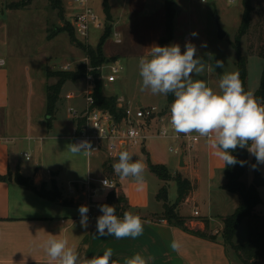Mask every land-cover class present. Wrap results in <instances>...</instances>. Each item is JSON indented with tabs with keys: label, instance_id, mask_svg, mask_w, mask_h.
<instances>
[{
	"label": "rangeland",
	"instance_id": "1",
	"mask_svg": "<svg viewBox=\"0 0 264 264\" xmlns=\"http://www.w3.org/2000/svg\"><path fill=\"white\" fill-rule=\"evenodd\" d=\"M21 1L24 0H0V28H3V39H5L6 44L4 51V46H2L0 40V54H3L6 58L4 69H8L11 81V105L8 120L10 125L17 130V134L27 136L25 130L30 116V109L36 110L37 108H41L42 110V103L46 99L48 84L58 81V78L55 77L48 80L47 70L85 73L84 77L77 80H69L66 82L67 84L65 83L66 85L62 89L64 95L74 90L73 88H77L76 82L82 84L83 80L88 78L89 75L92 76L95 82L96 78L92 74L94 68L91 64V59L71 41L69 36L70 31L65 30H70L68 23L73 16L71 9L64 5V11L60 13V10L53 8L50 0H26L29 1V4L25 8H14V3ZM64 1L66 2L67 0ZM88 1L98 14L102 25L100 28H91L90 36L87 40L80 39L77 35L75 37L83 44L95 48L108 25L105 11L106 0ZM72 3L74 5V0H72ZM108 4L115 20L114 23L110 22L112 26L115 28L119 26L118 29H120L121 25L118 23L124 24L127 23L124 21H130L129 15L121 13L125 8L124 0H108ZM156 4L161 5L162 2L160 0L151 1L147 10L151 11ZM253 5H256V9L252 15L251 28L249 33L243 37L241 47L242 54L247 58V89L255 95L260 87L264 69V59L257 54L264 45V0H254ZM174 7L177 9L176 16L179 15L175 17L174 34L170 44L177 43L181 46V50L184 51L185 43L188 42L186 35L189 34V41L196 46L197 56L203 59L205 65L204 72L200 75H194L193 79L204 80L210 87L218 91V83L224 73L236 72L239 74L235 63L236 52L232 46V41L235 40L243 18L244 7L242 0H235L234 2H229V0H207V2H201L199 0H176ZM142 15H147V11H144ZM140 19V17H137V21L132 23L131 27L125 28V37L122 43H116L114 41V29L111 36L105 42V55L111 63L120 67L117 81L112 82L110 84L111 86L107 85L105 91L106 93L126 97L134 108L139 107V102H142V106H154L160 112L167 103V96L152 95L149 90L143 92L140 90L142 80L138 74V61L142 56L148 55L151 51L150 47L154 46L152 31L149 30L150 27H146L147 25L141 22ZM152 24L157 26L159 24L158 18H155ZM219 26L226 31V35L222 39L218 37ZM63 28L64 30L62 31ZM55 32L58 34L49 38V35ZM192 32H196L197 36L193 37L191 35ZM205 43L207 46L202 47V44ZM216 60H222L224 67L217 68L215 66ZM101 68L103 69H100V71L102 70L100 80L104 84L103 80L105 79V75L110 72V69L107 65H102ZM80 88L82 89L81 85ZM61 101L62 99H60V103L58 104L59 109L57 110L56 120H53V124L58 132H71L72 134L73 123L70 119L68 107L75 105L76 101L64 100V103H61ZM39 112L35 113L34 111L32 113L31 116H33L34 121L38 116L42 115ZM4 116V113H0V133L5 129V119L2 120ZM167 122V119L163 117L153 119L150 131L161 129L164 124H168ZM202 139L205 140L204 138ZM60 140L64 141L66 139ZM24 142L27 143L28 140ZM171 145L178 147V143L173 139L161 136L152 137L146 143L147 148L152 147L156 149L162 158L168 159L170 165L174 167V164L178 160V155L170 149ZM63 147L64 145L60 146V151H63ZM194 148L195 146L193 148L187 147V152L188 157L192 156L200 163L201 180L198 186L200 196L195 203L190 204L185 210L186 212L188 210L191 211L196 206L201 211V214L207 215L212 219H209L211 224L207 229L208 233L220 235L224 226L223 218L235 211L239 196L237 197L227 190H219L218 182L221 177L222 179L224 178L225 167L223 161L213 155L214 150L211 153L208 150L196 152ZM53 150L55 148L49 150L48 153L46 152L47 164L54 161L56 157L52 154ZM27 151L30 152V148ZM30 154L31 160L27 161L24 157V161L27 163L35 161L36 155L33 152ZM253 160L254 156L249 153L246 170L247 173L254 171L257 174L252 167L254 165ZM58 164L60 166L58 169L62 173L61 186L65 187L68 185L70 175L75 171L71 172L66 158H61V162L59 161ZM212 170L215 173V179L213 181L218 184L213 187L216 192H213V189H211V182H213L211 178ZM259 174L262 182L261 186H263L261 188L263 203L257 207L256 213L264 217V164H260ZM84 176L83 178L86 179L88 174L85 173ZM92 176L96 178L104 176L100 171L98 161L95 163V166L93 165ZM107 176L109 177L110 175L107 174ZM144 178L146 180V186L149 188L148 194L152 199V205H158L157 201L163 204V200H157V197L154 194L152 195V191L155 190L157 185L156 176L148 172L147 174L144 173ZM118 179L124 187H127L134 181L131 177L126 180H121L119 177ZM245 179H247L246 176ZM255 179L256 177L253 183ZM247 183L250 184L251 182ZM15 186H12L13 202L17 198ZM93 186L98 189L100 188V186ZM166 186L168 189V202H176L178 196L177 185L169 181V183H166ZM117 191L119 194L123 193L122 191ZM79 192L82 193V196H79ZM109 192V189L103 192L101 190L93 197L91 191H86V188L81 189L75 187L71 197L74 201L83 205L84 203L87 205L91 203L93 208H96L99 212V206L105 202ZM62 194L63 198L70 197L67 190H63ZM31 195L37 201L48 203L45 200L39 199L33 193ZM103 195L104 198H102ZM65 207H68L69 210L71 209L69 206ZM193 218L196 220L199 219L204 223L205 218L203 217L194 216ZM218 231H220V234ZM248 235V221L244 220L238 227L235 241L237 243H244L248 240ZM228 250L230 251L233 264H245L241 259L244 257L240 258L231 245H228Z\"/></svg>",
	"mask_w": 264,
	"mask_h": 264
},
{
	"label": "crops",
	"instance_id": "2",
	"mask_svg": "<svg viewBox=\"0 0 264 264\" xmlns=\"http://www.w3.org/2000/svg\"><path fill=\"white\" fill-rule=\"evenodd\" d=\"M151 1L154 0H124L125 8L121 13L129 15L130 21H124L127 22L124 24L117 22L121 25L120 29H118L119 26H117V28L113 26L115 31L114 34L119 35L122 42L125 37V28L131 27V24L137 21V17H140L141 22L147 25L146 27H152L151 29L149 28V30L152 31L154 46L159 45V40L165 30V0H160V2H162L161 5L156 4L151 11H148L147 8ZM175 1L176 0H174V4ZM64 5L71 9V13H73L74 16L78 8L75 0L74 5L72 0L64 1L63 8ZM144 11H147V15L145 16L142 15ZM178 15L176 17H178ZM73 16L71 20L73 19ZM155 18H158L159 21L157 26L152 24ZM114 22L115 20L113 18L112 23ZM2 32L3 28H0V40L5 51L6 44L5 39H3L4 32ZM186 38L189 41L190 35L187 34ZM1 58L6 61L3 54H0V59ZM5 65L0 66V113L5 114V116L2 117V120L5 119V129L0 133V264H48L49 257L47 256L43 245L52 235L57 239L66 238L69 246H75L80 257L91 258L94 255H103V252L107 248H112V259L119 260L121 264H124L125 258H130L136 253H140L146 259L150 257L151 259H148V264H233L230 251L224 244L223 238L220 235L216 240L199 237L170 224L165 219L157 218V215L164 211V203L161 204L157 201L158 205H152V199L148 194L149 188L146 186V180L142 186H138L133 181V183L129 184L130 186L128 185L127 187H124L122 182L118 179L116 190L122 191L126 195L132 207V213L136 211L139 212V216L143 221V234L135 239L128 237L117 240L114 236H98L96 233V223L97 217L100 215L98 214L97 209L93 208L91 203L88 205L84 203V205L89 207L88 226L85 229L81 226V217L78 211L79 207L83 204L74 201L71 205H65L62 201L48 200L37 195L34 191L24 185L17 183L14 178L11 180L4 178L10 173L14 174L16 171H19L24 177L29 178L30 181L33 180V184L41 185L42 183H47L48 187H50L51 179L55 178L60 189L62 191L67 190L68 194H70L69 198L72 199L71 196L73 195L75 187L82 189L91 186L92 188H96L93 186L96 185L100 186L99 189L97 188L98 192L101 190L102 192L105 191L106 189L101 187L100 179L102 177H108L107 174L111 177L115 176L116 174L113 172L112 165L118 162V159H109L103 155H73L70 153L67 147L70 143H74V133L76 130L75 119L69 112L70 119L73 123V135L71 132H58L53 122L56 120V113L59 109L58 104L60 103V100L57 103L54 118L49 121L46 107L47 93L46 99L42 103V110L41 108H37L36 110L30 109L29 111L30 116L25 130L27 136L17 134V130L10 125L8 120L11 105V81L8 69H4ZM108 73L110 74V72ZM108 73L103 80L104 95L117 97L118 108H134L126 97L106 93L105 87H107V85L111 86L110 84L112 83L107 80ZM49 79L50 78H48V80ZM66 84H64V86ZM76 85L77 88H73L74 90L72 91L76 93L77 97L71 99V101H76V104L73 106L81 108L84 104L82 94L86 87V80H83L82 84L76 82ZM80 85L82 86V89L80 88ZM60 99H62L61 103H64V100H69L66 99V95L63 94V91L60 95ZM44 102L45 105L43 106ZM170 104L171 103L167 98L166 105L161 109L158 116H156V119L163 117L167 119V123H169ZM139 107H144L142 106V102H139ZM34 111L35 113H38L39 111V113H42V115L38 116L35 121L33 116H31ZM60 139L66 140L61 141ZM23 140H28V142L25 143ZM67 143L69 144L66 145ZM62 145H64L62 148L64 152L62 150L60 151V146ZM28 148H30V152L27 151ZM50 148H55V150L52 151V154L56 157L54 161L47 164L46 152L48 153L49 150H52ZM194 150L196 152L208 150L210 153L213 151V149L209 147L208 142L203 139L195 145ZM31 151L36 155L35 161L27 163L24 160H31ZM134 151L135 150L131 152L133 154V159H140L144 163V173L147 174L149 172L157 178V185L155 190L152 191V195L154 194L157 197L160 189L166 186V183L169 182L161 180L150 170L148 166L149 161L156 164L166 165L173 175L179 173L192 183L193 190L178 209L181 215L191 217L188 226L192 229H204L205 224L199 219L196 220L193 218L195 216L194 210H196L197 207L194 206V209L191 211L188 210V212L185 210L190 204L195 203L200 196L198 187L201 180L199 161L195 160L192 156L188 157L187 148L180 149L177 153L178 160L174 164V167L170 165L168 159L162 158L161 154L152 147L147 148L146 146L145 148L136 149V151ZM26 154L29 156L28 159ZM183 154L184 165L181 166L180 161ZM61 158H66L67 165L71 169V172L75 171L70 175L68 185L65 187L61 186L62 173L58 169L60 168L58 162H61ZM97 161L100 171L104 175L99 178L92 176L93 165L95 166ZM85 173L88 174L86 179L83 178L85 177ZM214 175L215 173L212 170V181L215 179ZM255 175L254 171L247 173L246 170L244 180L253 183V180L256 177ZM223 176L224 178L222 179L221 177L218 182L219 190L226 191L223 188V185L226 182L225 171ZM245 176L247 179H245ZM170 182L176 184L173 180ZM211 184V189H213L215 185H218L214 183V181L211 182ZM12 186H15L14 188H16L17 191V198L14 202L12 201ZM262 187L263 186L258 187L261 199ZM213 192H216V190L213 189ZM32 193L37 195L39 199L45 200L48 203L46 204L42 201L33 199L31 195ZM230 193L237 197L239 196L236 193ZM79 196H82V193H80ZM102 198H104V195ZM239 204L240 196L238 197L236 209ZM65 206H69L71 209L69 210L68 207ZM199 214L200 217L212 220L207 215L201 214V211H199ZM173 239L181 242L182 247L178 252L173 251L170 247ZM53 264H55V262H53Z\"/></svg>",
	"mask_w": 264,
	"mask_h": 264
},
{
	"label": "clouds",
	"instance_id": "3",
	"mask_svg": "<svg viewBox=\"0 0 264 264\" xmlns=\"http://www.w3.org/2000/svg\"><path fill=\"white\" fill-rule=\"evenodd\" d=\"M193 37L197 36L192 32ZM114 41L122 43L119 35L114 34ZM206 43L202 47H206ZM148 55L138 61V74L142 84L140 90H149L152 95L167 96L172 94L174 100L169 106V125L179 136L204 138L213 155L223 161L224 167L243 166L232 155L237 148L247 149L256 159L257 164H264V102L258 100L252 91H245L243 82L236 72L224 73L218 83V91L210 87L204 80L193 79L194 75L204 72L203 59L197 56V48L190 41L185 43V50L173 43L166 46L150 47ZM217 68H223L224 62L216 60ZM168 129L163 130L167 134ZM136 133L130 130V136ZM73 155H90L92 145L87 140H80L68 145ZM113 172L121 179L132 178L138 186L145 182V165L140 159H133L129 151L119 153L118 162L112 165ZM105 189L114 188L107 178L102 181ZM102 215L97 217L96 233L100 237L114 236L117 240L131 237L135 239L143 234V221L138 214L125 211L118 217L115 206L102 204L99 206ZM81 226H88L89 207L81 205L78 209ZM48 264H121L112 259L113 249L107 248L103 255L91 258L80 257L75 246H69L66 238H55L52 235L43 245ZM170 247L178 252L181 242L173 239ZM148 259H151L150 257ZM148 259L140 253L125 258L124 264H148Z\"/></svg>",
	"mask_w": 264,
	"mask_h": 264
},
{
	"label": "trees",
	"instance_id": "4",
	"mask_svg": "<svg viewBox=\"0 0 264 264\" xmlns=\"http://www.w3.org/2000/svg\"><path fill=\"white\" fill-rule=\"evenodd\" d=\"M53 8L60 10V13H63L64 8L62 4V0H50ZM254 0H242L244 13L242 22L237 31L235 40L232 41V46L236 52V66L238 68L239 77L243 82V86L245 91L247 89V58L242 54L241 42L243 37H245L251 28L252 24V15L256 9V5H253ZM29 4V1H21L14 3V8L25 7ZM177 14V9L174 7V0H165V30L164 34L161 36L159 40L160 46L169 45L170 41L173 38L174 34V19ZM69 24V29H65L69 32V36L71 41L75 43L77 47L82 49L87 56L91 59V64L94 68L92 72L93 76L96 78V86H95V99L97 105L100 108L106 109L110 111L112 114L116 116H121L123 110L118 108L117 106V97L115 96H106L103 93V82L100 80L102 72L99 68L102 65H106L108 63V57L104 52V45L106 40L111 36L113 32L112 23L108 22L107 29L104 31L103 35L100 38L97 46L91 47L89 45L83 44L79 41L75 36L76 32L71 24ZM64 28L62 29V31ZM58 32V31H57ZM55 32L52 35H49V38L57 35ZM251 51V49H250ZM258 55L262 56L264 59V45L260 48ZM85 76V73L78 72H68V71H56V70H47L48 78H58V81L55 83H50L47 86V114L48 120L51 121L56 113L57 103L60 100V95L64 84L69 80H77ZM255 97L264 102V69L262 74V80L260 87L255 93ZM168 101L172 103L174 100V96L172 94L167 95ZM232 155L236 156L239 161H245L246 163L241 166L239 163L235 166L225 167V176L226 182L223 185V188L229 192L236 193L240 196V204L237 209L230 215L225 216L223 218V229L220 234L223 238L224 244L228 247L231 245L234 250L238 253L245 264H264V217H261L256 213V207L262 203V199L260 197L258 187H256L253 183L249 184L244 180V175L246 173L247 161H248V150L237 148L236 151L232 153ZM253 164H257L256 159L254 157ZM148 166L150 170L157 175L161 180L169 182L175 181L178 189V196L176 202L170 203L168 202V189L166 186L162 187L157 195L158 199L163 200L164 202V211L157 215L159 219H165L170 224L177 226L191 234H194L199 237L210 238L212 240H216L219 235L217 234H209L207 229L209 228L210 221L209 219H204V223L206 224L205 229H192L187 223L191 220V217H186L180 214L179 206L187 199L190 192L193 189L192 183L184 178L181 174L177 173L173 175L168 167L164 164H156L149 161ZM257 173L260 172V164L255 168ZM9 180L15 179V181L21 185L26 186L27 188L34 191L37 195L52 201H62L65 205H71L74 203L73 199L63 198L62 191L57 184L55 178L51 179L50 187H48L47 183H42L41 185L31 184L30 179L24 177L19 171H16L14 174H9L7 177ZM264 183V181H263ZM103 204H108L115 206L116 214L118 217H123V213L125 211L132 212V207L124 193H118L117 190H111L105 202ZM99 215L102 213L98 212ZM134 214H139V212H134ZM248 221V240L244 243H236L235 236L238 230L239 225L244 221Z\"/></svg>",
	"mask_w": 264,
	"mask_h": 264
},
{
	"label": "built area",
	"instance_id": "5",
	"mask_svg": "<svg viewBox=\"0 0 264 264\" xmlns=\"http://www.w3.org/2000/svg\"><path fill=\"white\" fill-rule=\"evenodd\" d=\"M207 2V0H199ZM235 0H229L234 2ZM77 5V12L70 21L75 29L78 38L87 40L90 36L91 28H100L102 23L98 14L89 4L88 0H75ZM6 64L4 59H0V66ZM110 69V74L107 76L109 82H115L118 78L120 67L108 61L106 64ZM103 69V68H99ZM102 71V70H101ZM94 77V76H93ZM86 80V87L82 94L84 104L81 108L75 106L69 107V112L75 119L76 130L74 133V143L80 140H87L92 145L90 155H103L109 159H118L121 151H129L130 153L135 149H142L146 147L147 141L152 137L171 138L178 143V147L171 145L170 149L178 153L180 149L193 148L202 138L197 137L195 133L192 136H185L180 134L177 136L170 128L169 123L157 131H150L151 122L160 113L156 107H126L121 108L123 113L121 116H116L110 111L100 108L95 99V81L89 75ZM76 93L70 91L66 94V99H75ZM118 106V105H117ZM168 129L167 134H163L164 129ZM130 130L136 133L133 138L130 136ZM27 159L29 156L26 154ZM107 178L111 184L118 186L117 176L104 177L100 179L101 187L102 181ZM91 191L93 197L98 192L97 188L91 186L86 187V191ZM194 215L199 216V211L194 210Z\"/></svg>",
	"mask_w": 264,
	"mask_h": 264
},
{
	"label": "water",
	"instance_id": "6",
	"mask_svg": "<svg viewBox=\"0 0 264 264\" xmlns=\"http://www.w3.org/2000/svg\"><path fill=\"white\" fill-rule=\"evenodd\" d=\"M105 11H106V20L108 22H113V17H112L111 11H110V7H109V4H108V0L105 1ZM225 35H226V31L224 29H222V27L219 26V29H218V37L222 39V38L225 37ZM183 159H184V154L181 156V161H180L181 165L182 164L184 165ZM30 183L33 184L34 181L31 180ZM253 184L256 187H260L262 185V182L260 180V174L259 173L256 174V179H255V181H254Z\"/></svg>",
	"mask_w": 264,
	"mask_h": 264
}]
</instances>
